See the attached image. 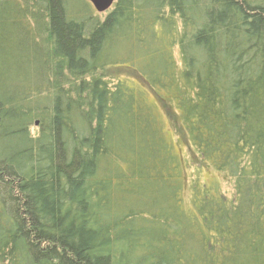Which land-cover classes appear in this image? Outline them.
I'll list each match as a JSON object with an SVG mask.
<instances>
[{"label": "trees", "instance_id": "1", "mask_svg": "<svg viewBox=\"0 0 264 264\" xmlns=\"http://www.w3.org/2000/svg\"><path fill=\"white\" fill-rule=\"evenodd\" d=\"M0 264H264V0H0Z\"/></svg>", "mask_w": 264, "mask_h": 264}, {"label": "rangeland", "instance_id": "2", "mask_svg": "<svg viewBox=\"0 0 264 264\" xmlns=\"http://www.w3.org/2000/svg\"><path fill=\"white\" fill-rule=\"evenodd\" d=\"M88 2V1H87ZM76 8L80 9L82 8V4H80L78 1H76ZM91 7V11L92 13L95 15V17H97L100 21L105 20L108 12L106 13H98L96 12V10L93 8V6L90 4ZM124 75V74H122ZM125 76V75H124ZM148 97L151 98V101H153L156 105V110L157 113L160 117V119L162 120V124H163V128L166 131V136L169 139L170 142H172L173 147H174V153L176 156L179 157L181 163H182V169H183V177L185 180V185L184 187H186V181L190 180L191 177L193 175L196 174L197 168L192 166H187V161L190 158V150L188 147V144L190 143L187 140V135L185 134L183 136V134H180L177 125H175L172 116H170L168 114L167 109H165L163 107V105L158 102L155 99V96L153 95H148ZM200 174V180L202 181V184H205L206 186H213L216 183L222 182V178L220 176H217V174L215 172H213L211 169H200L199 171ZM221 185V184H220Z\"/></svg>", "mask_w": 264, "mask_h": 264}, {"label": "water", "instance_id": "3", "mask_svg": "<svg viewBox=\"0 0 264 264\" xmlns=\"http://www.w3.org/2000/svg\"><path fill=\"white\" fill-rule=\"evenodd\" d=\"M94 9L102 14L108 12L113 5L117 2V0H88ZM38 125V123H36Z\"/></svg>", "mask_w": 264, "mask_h": 264}]
</instances>
